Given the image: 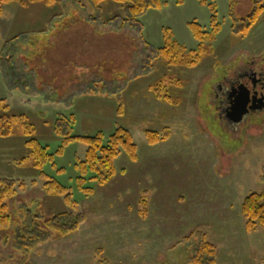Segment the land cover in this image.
<instances>
[{"label": "rangeland", "instance_id": "1", "mask_svg": "<svg viewBox=\"0 0 264 264\" xmlns=\"http://www.w3.org/2000/svg\"><path fill=\"white\" fill-rule=\"evenodd\" d=\"M50 1L1 6L0 106L34 131L22 135L16 119L11 135L0 138V178L25 184L5 202L13 224L0 232V264H190L202 235L216 264H264V234L247 232L240 214L248 195L264 191V111L238 126L224 116L226 88L264 62V14L247 37L237 35L254 0H161L160 9L127 26L113 21L126 16L125 6L107 2L96 11L88 0ZM208 4L221 25L213 54L194 67L156 58L165 30L187 60L197 47L188 24L209 31ZM69 116L75 124L64 133L73 137L128 130L137 161L121 153L115 176L100 186L88 175L92 193L84 195L76 165L86 145L72 142L56 154V122ZM147 131L159 142L147 144ZM29 138L53 155L41 171L69 189L74 216H83L73 231L75 218H59L68 232L62 236L38 230L44 218L70 208L42 189ZM36 234L42 242L20 248L22 236Z\"/></svg>", "mask_w": 264, "mask_h": 264}, {"label": "trees", "instance_id": "2", "mask_svg": "<svg viewBox=\"0 0 264 264\" xmlns=\"http://www.w3.org/2000/svg\"><path fill=\"white\" fill-rule=\"evenodd\" d=\"M17 0H0V16L3 13L1 6L4 3L14 2ZM89 4L96 10L101 9L103 3L112 2L120 8L124 7L126 16L119 18L118 15L113 17V21H120V25L137 24V19L145 11L150 9H160L162 7L161 0H88ZM29 3L42 2L47 6H51L50 0H28ZM205 3L204 0H201ZM264 0H254L252 12L240 23V30L237 31V35L245 38L249 34L250 30L257 24L261 15L264 14V6L262 3ZM21 5H25L21 2ZM210 12L212 13L209 23V31L204 30L202 26L196 22L188 24V28L194 40L197 42L195 50L188 53L187 60H181L184 54V47L179 45L175 40L170 37L169 32L164 30L163 40L164 44L161 48L156 49L154 52L156 58H161L169 65H183L185 67L197 66L203 55L213 54V44L217 40V36L221 31V25L216 20V6L214 4H208ZM105 21V20H104ZM112 20H106L103 24L107 25ZM112 21V22H113ZM235 22H232L234 25ZM232 25V26H233ZM181 62H180V61ZM155 91V87H154ZM158 91V90H156ZM159 96V95H157ZM1 105V102H0ZM4 107L0 106V138H6L11 135L12 123L16 119L20 120L22 124V135L29 137L32 135L34 129L27 125L24 116L15 118L9 116L4 111ZM75 124V118L73 116L63 117L57 120L55 132L61 137V145L56 154L61 155L70 143L80 141L86 145V151L84 160L80 161L76 167L79 170V177L76 179L77 188L83 192L84 195L92 193L90 188H86V177L93 175L89 180L94 181L100 186L108 183L116 173L115 161L121 153H125L128 158L136 162L138 159V150L134 143L131 133L121 127L115 129V131L109 136L105 137L102 133H97L94 137H73L69 136L66 131H70ZM33 130V131H32ZM146 143L154 145L159 142L160 138L157 132L147 131L145 133ZM25 147L29 151V158L34 162V166L39 170V179L42 181V189L45 193L60 196L63 199L64 204L70 208V212H64L62 214L55 215L50 218H44L42 220L39 231L48 230L57 235L62 236L68 233L67 231H73L83 221V216L77 214L74 216L75 204L72 200V194L69 189L65 188L57 180L48 177L42 170L43 165L53 162V155L47 152V148L41 145L36 139L29 138ZM60 169L59 171H61ZM25 184L18 182L17 180H11L9 178H0V232L7 231L13 224L11 214H9V205L6 204V200L13 199L18 191L24 189ZM143 206L146 202L141 203ZM240 214L245 221V229L247 232L254 231L257 227L261 228L264 234V191L260 193H252L248 195L242 202L240 208ZM61 217L75 218L70 229L64 230L62 228V222L59 221ZM66 225V224H65ZM72 227V228H71ZM23 231V230H22ZM22 243L20 248H31L34 243L42 242L43 238L37 234L31 237L22 236ZM190 264H216L215 262V249L210 244L205 235L201 236L200 243L194 251V255Z\"/></svg>", "mask_w": 264, "mask_h": 264}, {"label": "flooded vegetation", "instance_id": "3", "mask_svg": "<svg viewBox=\"0 0 264 264\" xmlns=\"http://www.w3.org/2000/svg\"><path fill=\"white\" fill-rule=\"evenodd\" d=\"M227 90L226 108L224 116L231 124L234 112L240 103H246V114L242 117L239 124L244 123L245 119L257 112L264 111V62L258 71H249L236 76L229 84Z\"/></svg>", "mask_w": 264, "mask_h": 264}, {"label": "water", "instance_id": "4", "mask_svg": "<svg viewBox=\"0 0 264 264\" xmlns=\"http://www.w3.org/2000/svg\"><path fill=\"white\" fill-rule=\"evenodd\" d=\"M247 104L246 103H240V105L237 106V109L234 112V117L232 121L236 124H239L242 120V117L246 114L247 109H246Z\"/></svg>", "mask_w": 264, "mask_h": 264}]
</instances>
